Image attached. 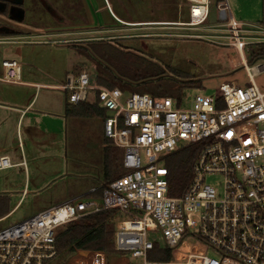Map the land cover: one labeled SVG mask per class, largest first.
Returning a JSON list of instances; mask_svg holds the SVG:
<instances>
[{
    "label": "built area",
    "instance_id": "1",
    "mask_svg": "<svg viewBox=\"0 0 264 264\" xmlns=\"http://www.w3.org/2000/svg\"><path fill=\"white\" fill-rule=\"evenodd\" d=\"M184 2L188 20L179 25L196 30L206 24L211 0ZM216 10L232 34L221 38L232 40L247 84H223L218 97L195 96L185 108L182 100L96 87L85 70L67 75L58 89L68 104L86 102L96 92L105 112L104 138L122 151L124 174L106 185L98 200L75 197L1 229L0 264H45L55 255L58 228L111 210L121 215L115 250L143 264H151L147 256L157 246L149 233L160 234L163 248L172 252L173 259L163 264H264V92L241 53L245 32L228 17L225 1ZM1 67L0 81L21 84L15 61L4 60ZM185 144L197 149L190 181L180 196L170 197L166 159ZM17 166L25 168L24 160L12 164L0 155V172ZM210 177L219 178L216 185L207 183ZM91 257L88 264H101L99 253Z\"/></svg>",
    "mask_w": 264,
    "mask_h": 264
},
{
    "label": "rangeland",
    "instance_id": "2",
    "mask_svg": "<svg viewBox=\"0 0 264 264\" xmlns=\"http://www.w3.org/2000/svg\"><path fill=\"white\" fill-rule=\"evenodd\" d=\"M45 1L22 0V22L0 12V33L5 36L0 37V78L4 60L15 61L21 70V84L0 81V155L9 157L12 164H18L22 161V151L27 173L24 174L22 166L0 172V196L6 198V213L19 202L13 213L0 220V230L67 200L84 196L91 186L98 187L103 180L101 124L104 128L105 119L65 121L61 104L66 93L58 89L73 70L90 73L93 67L89 63L80 64L84 59L61 41L67 37H42L36 34L44 35L38 31L51 28L58 31L61 25L73 21L86 25L90 16L98 25L116 29L112 35H144L122 40L118 45L180 73L182 77L175 80L186 85L181 92V100L182 106L189 108L195 96L218 97L219 87L223 84L239 87L247 84L239 54L229 45L232 40L221 38L232 36L229 31L225 32L229 30L226 23L218 20L216 5L225 1L228 17L237 24L238 30L245 32L240 33L244 43L241 53L247 65L255 70L256 86L264 92V58L256 57L250 63L257 55L256 45L264 43V0H211L206 24L187 31L177 30L174 26L144 23L164 20L186 22L188 5L184 0H48L55 14L47 12ZM105 2L123 24L111 19ZM75 38L77 36L69 37ZM32 84L57 88L38 90L31 109L19 123L17 133L19 112L14 109H24L29 105L35 94ZM50 134H54V138L49 139ZM58 169L57 175H52ZM218 181V177L207 179L210 185H216ZM147 238L164 249L160 234L149 233ZM92 253L98 252L75 251L65 264H88L93 258ZM75 254L80 259L74 260ZM206 254L212 255L210 251ZM106 255L120 257L124 264H143L141 259H133L125 252ZM104 264L108 262L105 260Z\"/></svg>",
    "mask_w": 264,
    "mask_h": 264
},
{
    "label": "trees",
    "instance_id": "3",
    "mask_svg": "<svg viewBox=\"0 0 264 264\" xmlns=\"http://www.w3.org/2000/svg\"><path fill=\"white\" fill-rule=\"evenodd\" d=\"M4 13V12H2ZM0 37H5L0 33ZM257 55L264 58V43L256 45ZM73 49V48H72ZM78 57L84 59L93 67L88 72L91 85L107 90L118 89L123 93L145 94L152 98H172L181 100V92L186 85L178 84L175 78L182 75L171 68L161 67L150 60L129 51L121 45L113 46L107 42L88 44L85 49H74ZM73 70L71 74H77ZM168 75V76H167ZM189 86V84H188ZM96 94V92H93ZM90 93L88 100L77 105L68 104L67 95L64 98V117L68 119L105 118L104 110L98 108L94 94ZM104 138V137H103ZM103 174L102 187L93 197L100 198L106 185L121 177L124 170L121 165L122 151L112 147L111 141L103 139ZM197 155L193 145L185 146L169 155L166 159L168 170V195L180 196L190 181V170ZM6 198L0 196V219L6 217ZM121 215L116 211H100L70 222L55 231V255L45 264H65L67 258L75 251L115 254L114 232L115 223ZM173 259L172 252L154 246L147 256L151 264L168 263Z\"/></svg>",
    "mask_w": 264,
    "mask_h": 264
},
{
    "label": "flooded vegetation",
    "instance_id": "4",
    "mask_svg": "<svg viewBox=\"0 0 264 264\" xmlns=\"http://www.w3.org/2000/svg\"><path fill=\"white\" fill-rule=\"evenodd\" d=\"M11 3L12 0H0V5H4L3 11L0 12H4V13L6 12L9 14L10 9L12 7L16 9H22V4L18 6V5H12ZM44 6L49 14H53V13L55 14V9L50 1L46 0ZM111 19L113 18L111 17ZM87 21L88 23H86V25L73 23L74 21L68 25H61V27L64 28V30H60V33L59 31H54L53 29L55 28H51L52 30L49 29V31L51 32L52 36L58 37V35L61 34L64 37H67L68 39H65L63 41L73 49H85L88 46V44L97 43V42H107L117 47L118 42L122 40L136 39L144 36V35H128V36L112 35L113 33L117 32L116 29H111V28L107 29L101 27L98 24L92 26L90 21L89 20ZM74 36H77V38L69 39V37H74ZM73 43L75 45H70Z\"/></svg>",
    "mask_w": 264,
    "mask_h": 264
},
{
    "label": "crops",
    "instance_id": "5",
    "mask_svg": "<svg viewBox=\"0 0 264 264\" xmlns=\"http://www.w3.org/2000/svg\"><path fill=\"white\" fill-rule=\"evenodd\" d=\"M105 9H107V11H110V15H111V17L113 18V19H115L116 21H117V23H121V24H123V22H121L116 16H115V14L113 13V11H112V9L110 8V6L108 5V3L107 2H105ZM89 21H90V23H91V25L93 26V25H96L97 23H95L94 22V20H93V18H91L90 16H89ZM119 21V22H118ZM185 21H183V20H164V21H149V22H144V23H146V24H155V25H157V26H162V27H173L174 26V28L175 29H177V30H179V29H183V30H191V29H189V28H185V27H183L182 28V26H180L179 24H181V23H184ZM100 25V24H99ZM101 26V25H100ZM102 27V26H101ZM60 30H64V28H61L60 27V29L58 30V31H60ZM38 32H42L44 35H39L40 33H36L38 36H42V37H51L52 35L50 34L51 32L49 31V29H47V30H40V31H38ZM61 32H63V31H61ZM60 33V32H59ZM35 34V33H34ZM53 37V36H52ZM58 37H63V35H61V34H59L58 35ZM64 39H62L61 41H62V43L64 42L63 41ZM34 85V86H33ZM33 88H35V86H39V90L41 89V88H57V86L55 87V86H52V85H46V84H32L31 85ZM37 93H38V90H36V88H35V94H34V97H33V99L31 100V102L29 103V105L28 106H26L24 109H14L16 112H19V117H18V120H17V125H16V128H17V133H18V127H19V123L21 122V120L23 119V117L26 115V113L31 109V107H32V104H33V101H34V98L37 96ZM62 106H63V116H64V103L63 104H61ZM59 109H61L60 107H59ZM65 119V121L68 119V118H64ZM73 121H76V120H79V119H72ZM102 120V119H101ZM102 125V130H103V124H101ZM104 137V135H103V131H102V139H104L103 138ZM52 138H54V134H50V137H49V139H52ZM103 141V140H102ZM52 145H53V143H52V141L50 142ZM104 145H102V147H103ZM21 152V155H20V157L24 160V162H25V157H24V154H23V152L22 151H20ZM24 168V167H23ZM26 169V162H25V168H24V170ZM58 171H60V169H58L56 172H54L52 175H57V173H58ZM24 174L25 175H27V173H26V170H25V172H24ZM102 187V181H101V183L98 185V187H93V186H91L90 188H89V190L87 191V193L84 195V196H81V197H84V198H86V199H94V200H98L99 198H97V197H93V196H91L90 197V195H92V194H94L99 188H101ZM23 194V193H22ZM68 201V200H67ZM66 202V201H65ZM18 205H19V202H17V204L15 205V207L12 209V211L16 208V206L18 207ZM12 211H10L9 212V214L12 212ZM15 211V210H14ZM8 214V215H9ZM7 215V216H8ZM6 216V217H7ZM92 254H96V253H92ZM76 256L74 257V258H76V259H74V260H77V259H80V257H78V254H75ZM99 255H100V257H101V264H104V262H105V260L108 262V264H124L125 262L123 261V259L122 258H120V257H117V256H110V255H105V254H102V253H99ZM107 256H109L108 258H107ZM90 257V256H89ZM85 258H86V256H85ZM107 258V259H106Z\"/></svg>",
    "mask_w": 264,
    "mask_h": 264
},
{
    "label": "water",
    "instance_id": "6",
    "mask_svg": "<svg viewBox=\"0 0 264 264\" xmlns=\"http://www.w3.org/2000/svg\"><path fill=\"white\" fill-rule=\"evenodd\" d=\"M12 5H21L22 4V0H12ZM4 9V5H0V11H3ZM10 17L12 20L14 21H18V22H22L24 19V11L22 9H16L14 7H12L10 9Z\"/></svg>",
    "mask_w": 264,
    "mask_h": 264
},
{
    "label": "bare ground",
    "instance_id": "7",
    "mask_svg": "<svg viewBox=\"0 0 264 264\" xmlns=\"http://www.w3.org/2000/svg\"><path fill=\"white\" fill-rule=\"evenodd\" d=\"M237 46H238V48L240 47V45H239V44H237Z\"/></svg>",
    "mask_w": 264,
    "mask_h": 264
}]
</instances>
